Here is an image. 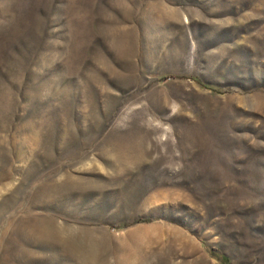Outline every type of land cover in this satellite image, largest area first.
Returning a JSON list of instances; mask_svg holds the SVG:
<instances>
[{"label": "rangeland", "instance_id": "1", "mask_svg": "<svg viewBox=\"0 0 264 264\" xmlns=\"http://www.w3.org/2000/svg\"><path fill=\"white\" fill-rule=\"evenodd\" d=\"M0 264H264V0H0Z\"/></svg>", "mask_w": 264, "mask_h": 264}, {"label": "trees", "instance_id": "2", "mask_svg": "<svg viewBox=\"0 0 264 264\" xmlns=\"http://www.w3.org/2000/svg\"><path fill=\"white\" fill-rule=\"evenodd\" d=\"M202 86H203L204 88L214 89L213 87L207 85L206 83H202ZM144 221H149V219L144 220Z\"/></svg>", "mask_w": 264, "mask_h": 264}]
</instances>
